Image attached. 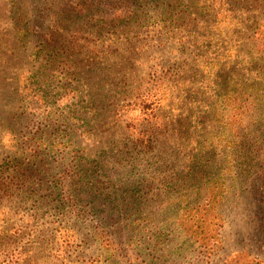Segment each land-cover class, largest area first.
<instances>
[{
  "label": "rangeland",
  "instance_id": "rangeland-1",
  "mask_svg": "<svg viewBox=\"0 0 264 264\" xmlns=\"http://www.w3.org/2000/svg\"><path fill=\"white\" fill-rule=\"evenodd\" d=\"M80 1L16 0L29 16L37 6L44 7L42 3H56L55 8L67 10ZM14 2L0 0V264H248L255 256L264 264V133L258 135L260 140L256 138L258 144L252 147V154L248 145L245 148V173L235 171L240 165L235 166L229 149L222 151L225 155L217 157L223 160L222 168L215 169L214 174L218 181L209 188L211 184L205 183L207 190H200L197 199L191 198L189 190L175 198L165 197L157 188L153 190L145 179L149 173L145 156L136 159L123 154L121 165L113 162L108 168L112 182L120 181L117 195L107 201V210L99 214L104 216L102 227L90 214L79 224L73 220L69 207L54 208L51 180L68 159L59 154L48 157L44 148L60 140L55 138V129L61 108L57 97H51L55 92L52 86L36 84L27 77L26 70L35 71L39 63L12 39L13 17L17 13ZM142 5L138 12L145 11L157 24L148 23L134 31V37L129 35V39L118 44L96 41L101 53L88 58L91 69L87 71V87L77 98L76 109L85 99L98 101L103 94L120 87L128 92L137 86L144 89L153 76L165 73L174 61L192 59L198 47H183L179 40L185 37V31L181 27L187 13L202 9L204 15H192L196 29H201L204 21H215L210 29L220 30L210 32L214 33V42L208 48H200L209 53L204 56L220 62L239 49L240 68L235 75L246 84L257 83L264 89V65L256 75L243 55L248 57L251 39L247 34L239 38L241 28L264 26V0H150ZM212 5L218 15L210 9ZM144 17L142 14L141 19ZM81 18H85V12ZM47 22L49 19H37L34 27H44ZM80 23L78 19L75 25ZM135 46L142 48L138 54ZM208 75V81L219 82L220 92L233 89L226 86L223 75L215 74V68ZM43 89L48 94L41 100ZM156 90L157 87L152 91ZM249 90L231 102L226 100L228 96L219 102L231 112L234 109L247 114L245 121L250 122L251 113L244 111L253 103L249 94L254 89ZM47 107L52 114L47 113ZM257 112L253 119L264 130V91ZM108 114L104 111L103 117ZM99 122L104 123L102 118ZM108 131L95 130L92 139L108 140ZM40 140L44 143L41 151L35 148L39 151L36 156L31 148ZM84 140L79 138L90 150V142ZM103 144L98 143L97 147ZM131 160L140 164L143 176H132L137 170L129 173ZM136 178H140L141 191L134 187ZM94 204L101 205L98 198ZM185 210L198 211L187 216ZM178 213L181 215L176 216Z\"/></svg>",
  "mask_w": 264,
  "mask_h": 264
},
{
  "label": "trees",
  "instance_id": "trees-1",
  "mask_svg": "<svg viewBox=\"0 0 264 264\" xmlns=\"http://www.w3.org/2000/svg\"><path fill=\"white\" fill-rule=\"evenodd\" d=\"M144 2L150 0H81L74 8L67 10L57 9L56 3L49 2L42 3V8L37 6L31 16L20 2H14L17 13L13 17L15 30L12 39L26 52L29 51L27 56L30 59L39 63L35 71L26 70L27 77L36 84L42 82L52 86L55 92L51 97H57L56 102L61 108L55 129V138L60 140L44 148V154L48 157L59 154L68 159V163L64 167L61 165L51 180V194L56 200L54 208L64 210L69 207L73 220L79 224L90 214L102 227L104 216L100 217L99 214L107 210V201L113 199L114 194L117 195V182L120 181L112 182L107 175L111 172L108 168L113 162L121 165L123 154L136 159L140 155L145 156L144 162L149 172L145 179L153 190L157 188L167 198H175L177 194L186 195L189 190L191 198L197 199L200 190H207L218 181L214 174L215 169L222 168L223 160L217 158L225 155L222 151L229 149L233 153L235 166L240 165L235 171L245 173L244 161L248 156L245 148L248 145L252 154V147L258 144L256 138L260 140L258 135L264 133L262 124L253 119L258 115L257 108L263 99L264 89L257 83L246 84L235 75L240 68V50H233L229 58H222L218 62L216 58L208 60L204 55L209 53L200 49L208 48L214 42V33L210 32L220 31L210 29L215 21H204L203 27L196 29L197 22L192 15H204L203 9L187 13L186 22L181 27L185 31V37L179 40L183 47L194 44L198 47L192 59L174 61L165 73L153 76L144 89L137 86L128 92L120 87L110 94H103L98 101L85 99L78 109L75 108L79 104L77 98L87 87V71L91 69L88 58L101 53L96 41L118 44L129 39V35L134 37L136 34L133 32L141 30L148 23L157 24V21L146 16L145 11L138 12ZM204 5V8L208 7ZM214 7L212 5L210 9L218 15ZM84 12L85 18L82 19ZM142 14L145 17L141 19ZM37 19L42 22L49 19V22L44 27L36 24L37 29L34 27ZM78 19L81 23L76 26ZM249 26L239 29V38L247 34L251 39L248 57L242 54L258 75L264 65V26ZM141 49L135 46V54ZM212 67L218 77L224 76L226 86L229 84L233 89L220 92L219 82L208 81ZM48 70L52 71L51 75H47ZM155 87L157 90L152 91ZM251 88L254 90L249 97L253 103L244 108V111L251 113L250 122L245 121L247 114L234 112V109L231 112L219 102L227 96L226 100L230 102L238 99ZM62 93H66V96ZM47 94L43 89L40 99ZM104 111L110 114L103 117ZM47 113L52 114L49 107ZM182 115L192 119L187 120ZM101 118L104 123L99 122ZM103 128L109 130L107 133L111 137L108 140L92 139L95 130ZM123 132L126 135L122 136ZM80 137L90 142V150L79 142ZM101 142L104 144L98 148L97 144ZM43 143L40 140L31 148L36 156L39 151L35 148L41 151ZM131 162V169L127 168L129 173L137 170L132 176L142 175L139 172L140 164ZM67 175L70 176L68 179ZM160 175L162 177L158 179ZM139 180L135 179L137 184L134 187L141 191ZM205 183L211 185L206 188ZM97 198L100 206L94 204ZM197 211L185 210V214L189 216ZM70 228L74 229V226ZM190 230L193 231L187 228V231ZM248 264H260V261L255 256Z\"/></svg>",
  "mask_w": 264,
  "mask_h": 264
}]
</instances>
